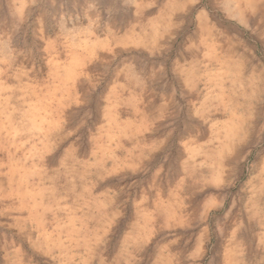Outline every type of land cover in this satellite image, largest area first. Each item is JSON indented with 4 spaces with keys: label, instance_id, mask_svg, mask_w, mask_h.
Masks as SVG:
<instances>
[{
    "label": "rangeland",
    "instance_id": "374dc122",
    "mask_svg": "<svg viewBox=\"0 0 264 264\" xmlns=\"http://www.w3.org/2000/svg\"><path fill=\"white\" fill-rule=\"evenodd\" d=\"M0 264H264V0H0Z\"/></svg>",
    "mask_w": 264,
    "mask_h": 264
}]
</instances>
